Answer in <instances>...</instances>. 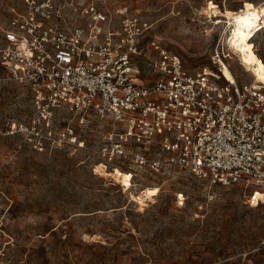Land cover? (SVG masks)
<instances>
[{"label": "rangeland", "instance_id": "374dc122", "mask_svg": "<svg viewBox=\"0 0 264 264\" xmlns=\"http://www.w3.org/2000/svg\"><path fill=\"white\" fill-rule=\"evenodd\" d=\"M59 1L137 14L151 25L147 42L162 41L189 70L211 65L218 45L240 81L255 78L229 47L228 20L204 9L260 6L262 26L252 41L254 53L264 56V0ZM10 9L21 10L22 1L0 0V27ZM0 71V126L6 127L28 118L30 96L26 85ZM72 124L81 147L38 152L0 135V248L9 264H264V199L252 198L251 188L209 184L178 170L156 175L129 161L103 170L98 147L108 127L97 120ZM125 172H132L131 187L116 178ZM146 189L152 194L140 204Z\"/></svg>", "mask_w": 264, "mask_h": 264}, {"label": "built area", "instance_id": "2783aa9c", "mask_svg": "<svg viewBox=\"0 0 264 264\" xmlns=\"http://www.w3.org/2000/svg\"><path fill=\"white\" fill-rule=\"evenodd\" d=\"M21 1L0 27V67L28 88L31 114L0 126V135L38 152L81 147L72 120L80 127L97 120L108 127L98 147L104 170L129 161L156 175L178 170L240 184L252 198L264 192V82L238 80L218 45L211 65L189 70L162 41L147 42L151 25L137 14L93 2ZM0 264H9L3 247Z\"/></svg>", "mask_w": 264, "mask_h": 264}, {"label": "bare ground", "instance_id": "6f19581e", "mask_svg": "<svg viewBox=\"0 0 264 264\" xmlns=\"http://www.w3.org/2000/svg\"><path fill=\"white\" fill-rule=\"evenodd\" d=\"M260 10L259 6L239 8L238 10H232L230 12H220L212 8V6H209L204 9V13L210 17L223 16L228 20L230 36L227 42L229 47L232 52L238 56L240 64L246 67V69L251 72L258 82H264V60L254 53L255 44L252 41V38L256 34L257 30L262 26L261 15L259 14ZM222 70L227 79H233V75L225 63H223ZM113 170H116L117 172L120 171L117 167ZM125 173L117 175L116 178L118 179V182H122L123 184H127L131 187L132 185L130 184H132V174ZM127 175L129 177H127ZM127 185H124L123 187L126 189ZM152 190L146 189L144 196H141L142 200L138 203L142 204L147 201L146 196H150L152 194ZM253 198L256 200L264 199V192L257 191Z\"/></svg>", "mask_w": 264, "mask_h": 264}]
</instances>
